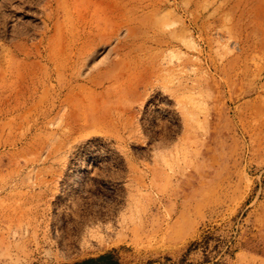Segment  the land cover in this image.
Here are the masks:
<instances>
[{
  "label": "rangeland",
  "instance_id": "1",
  "mask_svg": "<svg viewBox=\"0 0 264 264\" xmlns=\"http://www.w3.org/2000/svg\"><path fill=\"white\" fill-rule=\"evenodd\" d=\"M104 253L264 264V0H0V264Z\"/></svg>",
  "mask_w": 264,
  "mask_h": 264
},
{
  "label": "trees",
  "instance_id": "2",
  "mask_svg": "<svg viewBox=\"0 0 264 264\" xmlns=\"http://www.w3.org/2000/svg\"><path fill=\"white\" fill-rule=\"evenodd\" d=\"M74 264H120V263L113 253H108L98 258H91Z\"/></svg>",
  "mask_w": 264,
  "mask_h": 264
},
{
  "label": "bare ground",
  "instance_id": "3",
  "mask_svg": "<svg viewBox=\"0 0 264 264\" xmlns=\"http://www.w3.org/2000/svg\"><path fill=\"white\" fill-rule=\"evenodd\" d=\"M104 35L99 32L97 33V36L95 38H92L90 41H89V46H91V50H93L91 53H88L84 59H86L87 57H91V54L93 52H95V46H98L100 44H105L108 40L106 39V37H103ZM88 58V59H89ZM86 63H83V66L85 65Z\"/></svg>",
  "mask_w": 264,
  "mask_h": 264
},
{
  "label": "crops",
  "instance_id": "4",
  "mask_svg": "<svg viewBox=\"0 0 264 264\" xmlns=\"http://www.w3.org/2000/svg\"><path fill=\"white\" fill-rule=\"evenodd\" d=\"M105 254H108V253H104V254H101V255H98V256H93V257H88V258H84V259H81V260H77V261H74V262H66V263H61V264H74V263H78V262H82V261H85V260H88V259H91V258H98L102 255H105ZM117 258V257H116ZM118 259V258H117ZM120 263V262H119Z\"/></svg>",
  "mask_w": 264,
  "mask_h": 264
}]
</instances>
